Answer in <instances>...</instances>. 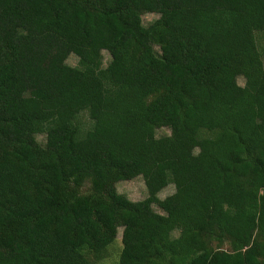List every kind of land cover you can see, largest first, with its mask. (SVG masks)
I'll list each match as a JSON object with an SVG mask.
<instances>
[{
    "label": "trees",
    "instance_id": "1",
    "mask_svg": "<svg viewBox=\"0 0 264 264\" xmlns=\"http://www.w3.org/2000/svg\"><path fill=\"white\" fill-rule=\"evenodd\" d=\"M120 227L116 264H264V0H0V264Z\"/></svg>",
    "mask_w": 264,
    "mask_h": 264
},
{
    "label": "rangeland",
    "instance_id": "2",
    "mask_svg": "<svg viewBox=\"0 0 264 264\" xmlns=\"http://www.w3.org/2000/svg\"><path fill=\"white\" fill-rule=\"evenodd\" d=\"M159 17L158 14L156 13H144L142 15V23L144 25H149L152 21L157 19ZM155 49L159 51V46L155 45ZM110 59V54L107 51H103V63L107 64ZM66 62L69 63L70 65H76L77 64V57L74 54H70ZM238 83L239 84H244V79L242 77L238 78ZM80 124L84 125V127L88 126L89 124V119L86 114H81L80 115ZM170 133V129L167 127H162L157 129L156 135L157 136H162ZM37 140L40 143H44V134H39L37 136ZM86 187L84 188V190ZM116 190L119 193L125 194L128 198H130L133 201H138L147 196V188L144 182V179L141 176H137L133 179L130 180H123L118 183H116ZM174 192V186L172 184H168L165 186L160 192H159V197L164 198L167 195H170L171 193ZM154 209L158 212H161V209L158 208V206L154 205ZM121 234H122V228L120 227L118 229V234L116 238V243L115 247L111 250V256L108 257L103 263L101 264H116L117 261V255H118V250L121 246Z\"/></svg>",
    "mask_w": 264,
    "mask_h": 264
}]
</instances>
